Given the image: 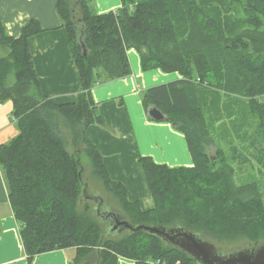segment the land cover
Instances as JSON below:
<instances>
[{
    "label": "trees",
    "instance_id": "trees-1",
    "mask_svg": "<svg viewBox=\"0 0 264 264\" xmlns=\"http://www.w3.org/2000/svg\"><path fill=\"white\" fill-rule=\"evenodd\" d=\"M120 1L116 11L98 13L94 0H56L80 83L76 99L61 104L39 86L28 43L42 30L39 23L29 21L14 37L0 20V101H12L11 117L19 130L0 144V166L28 261L74 248L70 264H119V258L135 264H196L145 232L103 237L105 225L92 212L93 203L80 201L82 152L133 224H180L207 239L241 244L232 247L263 242L264 196L255 183L235 182L234 167L221 149L214 158L206 152L215 146L206 112L208 97H230L264 125V0H221L225 13L216 0ZM232 11L240 18L232 19ZM129 48L139 53L144 71L179 74L143 89L141 102L146 113L157 107L185 135L193 160L192 166L170 167L138 158L154 201L149 210L109 177L101 153L85 137L88 126L102 124L91 90L131 74Z\"/></svg>",
    "mask_w": 264,
    "mask_h": 264
},
{
    "label": "crops",
    "instance_id": "crops-1",
    "mask_svg": "<svg viewBox=\"0 0 264 264\" xmlns=\"http://www.w3.org/2000/svg\"><path fill=\"white\" fill-rule=\"evenodd\" d=\"M56 0H0V20L8 34L18 37L25 25L36 20L41 31L29 37L41 92L54 103L72 102L79 91V74L66 28L57 14ZM120 0H94L98 13L116 11ZM131 74L92 88L102 124L86 128L85 137L102 155L109 177L120 182L131 201L142 210L154 207L140 156L170 167L192 166L185 135L167 121L151 120L141 102V91L180 78L159 68L144 71L135 48L127 50ZM11 100L0 101V144L14 138L19 130L11 117ZM74 248L38 254L29 262L23 250L20 223L9 201L0 166V264H70ZM119 264H135L119 258Z\"/></svg>",
    "mask_w": 264,
    "mask_h": 264
},
{
    "label": "rangeland",
    "instance_id": "rangeland-1",
    "mask_svg": "<svg viewBox=\"0 0 264 264\" xmlns=\"http://www.w3.org/2000/svg\"><path fill=\"white\" fill-rule=\"evenodd\" d=\"M216 1L215 6L220 7L225 13L221 0ZM231 14L232 19L240 18V14L236 11H232ZM207 100L209 105L206 115L209 117L210 133L215 146L206 147V152L214 158L217 148L221 149L225 160L234 167L235 182L237 184L255 183L264 196V125H260V120L252 110L241 107L234 98L221 97L216 100L215 96H211ZM260 101L264 102V96L260 98ZM62 127L67 148L70 153H73L75 147L71 143L69 130L66 125ZM79 147L83 145L80 144ZM80 158L84 167L83 179L88 184V193L92 195L97 191L101 192L105 201L120 210L119 202L105 190L102 181L95 175L88 155L82 152ZM209 240L213 241L220 251L229 250L233 248L232 246L240 244L237 241ZM261 241H264V237ZM78 264H84V261Z\"/></svg>",
    "mask_w": 264,
    "mask_h": 264
},
{
    "label": "water",
    "instance_id": "water-1",
    "mask_svg": "<svg viewBox=\"0 0 264 264\" xmlns=\"http://www.w3.org/2000/svg\"><path fill=\"white\" fill-rule=\"evenodd\" d=\"M84 54H86L85 50ZM147 115L151 120H167L166 115L155 106L148 108ZM87 188L88 184L84 182L80 201L88 200L93 203L92 212L105 225L103 237L108 234L117 236L123 232H145L158 237L165 245L184 251L196 264H264V241L246 243L220 251L213 241L180 224L174 226L133 224L121 210L105 201L101 192L97 191L91 195Z\"/></svg>",
    "mask_w": 264,
    "mask_h": 264
}]
</instances>
